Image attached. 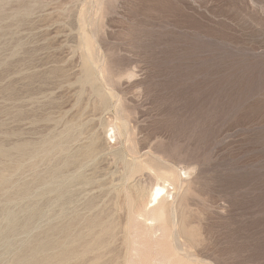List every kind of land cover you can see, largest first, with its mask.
<instances>
[{"label": "rangeland", "instance_id": "rangeland-1", "mask_svg": "<svg viewBox=\"0 0 264 264\" xmlns=\"http://www.w3.org/2000/svg\"><path fill=\"white\" fill-rule=\"evenodd\" d=\"M0 264H264V0H0Z\"/></svg>", "mask_w": 264, "mask_h": 264}, {"label": "bare ground", "instance_id": "bare-ground-1", "mask_svg": "<svg viewBox=\"0 0 264 264\" xmlns=\"http://www.w3.org/2000/svg\"><path fill=\"white\" fill-rule=\"evenodd\" d=\"M17 152L19 153L20 157H24L25 154L29 153L27 147H22L21 145L17 146ZM13 168H17V166H14ZM166 194H167L166 185L165 184H162V185L157 184L155 186L154 190H152V192L150 193V195H149L150 198L148 201L146 200L145 196L142 197L141 200L139 199L140 202H139L138 213L135 214L136 215L135 216L136 221H138V223L141 224L143 227H151L152 226L151 223L153 221L162 218L163 214L165 212V210H164L165 197L164 196ZM146 201H147V203H146ZM149 203H151V204L153 203V204L148 206ZM137 206H138V204H137ZM88 223H89V225H91V224L96 225L99 223L98 218L89 220ZM64 230H67V228L66 229L64 228ZM96 242H97V240L95 239L93 241V243H96ZM59 243L60 242H58V241L49 240V242L47 241L45 246L49 245L52 249H55V248H58V246H60ZM135 255H137L136 251H135Z\"/></svg>", "mask_w": 264, "mask_h": 264}]
</instances>
